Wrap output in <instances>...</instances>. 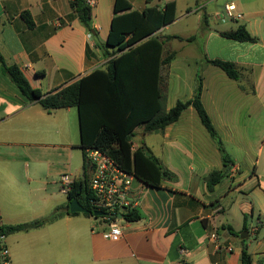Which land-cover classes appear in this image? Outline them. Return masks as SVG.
<instances>
[{
  "label": "crops",
  "instance_id": "1",
  "mask_svg": "<svg viewBox=\"0 0 264 264\" xmlns=\"http://www.w3.org/2000/svg\"><path fill=\"white\" fill-rule=\"evenodd\" d=\"M115 1L94 0L92 34L73 13L71 0H0V52L44 94L63 88L106 66L109 58L96 44L108 41ZM127 1L139 13L175 2L176 19L157 32L184 38L164 44L165 49L180 43L168 49L166 56H176L161 72L165 108L192 99L201 75L202 102L229 155L228 166L192 106L161 132L144 133L138 127L132 152L144 141L175 175L161 188L134 179L141 220L126 221L123 237L109 240L98 219L64 215L38 229L8 235L12 264H242L245 245L252 264H264V0ZM226 4H234L243 17L225 18ZM24 12L31 14L32 28ZM239 26L255 40L222 35ZM207 59L234 63L241 78H230ZM79 153L84 164L78 109L47 112L29 102L0 65L4 224L32 222L64 206L68 198L60 179L64 174L82 177L83 166L74 165ZM213 171H226V177L210 192L207 177ZM245 231L249 235L243 239ZM212 232L217 241L208 239Z\"/></svg>",
  "mask_w": 264,
  "mask_h": 264
},
{
  "label": "trees",
  "instance_id": "2",
  "mask_svg": "<svg viewBox=\"0 0 264 264\" xmlns=\"http://www.w3.org/2000/svg\"><path fill=\"white\" fill-rule=\"evenodd\" d=\"M70 5L86 30L96 34L92 8L87 1L71 0ZM131 8L127 0L115 1V17L108 41L105 44H96L102 49L103 55L109 58L106 66L95 69L77 81L47 94L34 88L22 69L16 64L7 63L0 52L3 73L29 102L39 103L47 112L70 107L78 109L84 157L83 175L73 179L67 194V203L44 218L0 228L7 236L38 229L67 214H80L69 211V205L74 199L89 210V213L84 215L99 218L93 215L89 202L92 192L89 187L91 165L85 154L88 148L102 150L123 170L149 186L161 188L165 180H174L175 175L163 166L144 141L132 152L133 137L138 127H142L144 133L163 131L167 126L177 122L190 106L197 111L203 126L217 144L224 165L228 166L229 155L202 102L201 75L197 77L192 99L178 101L170 110L165 108L161 72L172 62L176 52L163 57L164 44L172 39L184 38L176 35L161 37L157 32L176 19L175 2H169L164 9L149 6L141 13L131 11ZM22 16L32 28L34 22L31 14L24 12ZM222 35L239 41L255 40L245 26H239L234 31L222 32ZM207 62L221 68L232 79L241 78L240 70L232 62L219 59H207ZM225 177L226 171L211 172L207 177L208 191L212 192ZM141 218L137 209L130 210L124 215L127 222L139 221ZM241 261L242 264H252V256L246 245L242 249Z\"/></svg>",
  "mask_w": 264,
  "mask_h": 264
},
{
  "label": "built area",
  "instance_id": "3",
  "mask_svg": "<svg viewBox=\"0 0 264 264\" xmlns=\"http://www.w3.org/2000/svg\"><path fill=\"white\" fill-rule=\"evenodd\" d=\"M87 4L92 6L94 0H88ZM225 18L241 19L243 14L237 12L234 4L225 5ZM91 36V34H89ZM86 157L91 165L89 187L92 198L89 200L92 213L100 211L105 213L99 216L98 220L103 226V236L109 240H119L123 237L124 215L136 209L132 184L135 179L133 174L123 170L108 154L97 148L85 150ZM236 170L231 171L234 177ZM62 193L68 194L71 189L73 179L70 175L64 174L60 179ZM118 215H122L121 219ZM5 224L0 216V228ZM256 228H254V231ZM209 240L217 241L216 232L208 236ZM184 253L185 251L182 250ZM0 264H12L11 250L7 244V235L0 229Z\"/></svg>",
  "mask_w": 264,
  "mask_h": 264
},
{
  "label": "water",
  "instance_id": "4",
  "mask_svg": "<svg viewBox=\"0 0 264 264\" xmlns=\"http://www.w3.org/2000/svg\"><path fill=\"white\" fill-rule=\"evenodd\" d=\"M69 211L71 213H83V214L89 213V210L86 207H84L77 199H74L73 201H71L69 205ZM104 214L105 213L100 212V211L93 212L94 216H103ZM122 217H123L122 215H118L119 219H121ZM248 235L249 234L247 233V231H245L241 234V237L245 239L248 237Z\"/></svg>",
  "mask_w": 264,
  "mask_h": 264
},
{
  "label": "rangeland",
  "instance_id": "5",
  "mask_svg": "<svg viewBox=\"0 0 264 264\" xmlns=\"http://www.w3.org/2000/svg\"><path fill=\"white\" fill-rule=\"evenodd\" d=\"M175 30H177V26H175V28L174 29H171V31H175ZM179 45H180V43L178 42V41H174V42H172L169 46H166L165 47V49H164V55L166 56V54H167V51H168V49L169 50H171V48H178L179 47ZM137 136V139L136 140H139L138 138V136H139V133L136 135ZM74 165L76 166V167H80V168H82V166H83V158H82V153H79L77 156H76V158H75V160H74ZM83 171V170H82ZM89 176H90V174H89Z\"/></svg>",
  "mask_w": 264,
  "mask_h": 264
}]
</instances>
